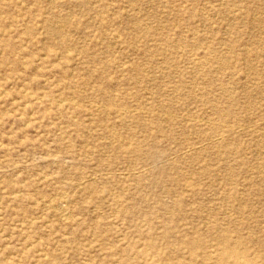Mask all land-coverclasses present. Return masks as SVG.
Returning <instances> with one entry per match:
<instances>
[{"label": "rangeland", "instance_id": "rangeland-1", "mask_svg": "<svg viewBox=\"0 0 264 264\" xmlns=\"http://www.w3.org/2000/svg\"><path fill=\"white\" fill-rule=\"evenodd\" d=\"M221 232L264 264V0H0V264H214Z\"/></svg>", "mask_w": 264, "mask_h": 264}, {"label": "bare ground", "instance_id": "bare-ground-1", "mask_svg": "<svg viewBox=\"0 0 264 264\" xmlns=\"http://www.w3.org/2000/svg\"><path fill=\"white\" fill-rule=\"evenodd\" d=\"M47 27H48V29H49V31L50 32H57V30L55 29V27H53L51 24H49V22L47 23ZM112 43H114V42H112ZM225 61V59H222V62H224ZM48 98V97H47ZM59 100V99H58ZM63 100V99H62ZM135 110V109H134ZM200 119V118H199ZM129 145V144H128ZM81 186V185H80ZM19 192V191H18ZM64 192V191H63ZM59 195V194H58ZM62 196V195H61ZM60 198V197H59ZM50 200V199H49ZM63 200V199H62ZM53 201V200H52ZM57 202V201H56ZM61 202V201H60ZM66 202V201H65ZM58 203V202H57ZM62 203V202H61ZM49 204V203H48ZM52 204V203H51ZM50 204V205H51ZM63 204V203H62ZM66 205V204H65ZM48 206V205H47ZM56 206H57V204H56ZM62 206V205H61ZM60 206V207H61ZM69 206V205H68ZM52 207H53V205H52ZM58 208L57 209H59L60 210V208H59V206H57ZM53 208H56V207H53ZM65 210V209H64ZM58 211V210H57ZM62 212H63V210H62ZM62 212H60V213H62ZM58 215H60V214H58ZM63 215H64V213H63ZM67 216V215H66ZM60 217V216H59ZM63 218V217H62ZM34 219V218H33ZM65 219H66V217H65ZM229 235L226 233V232H221V234L218 236V240H219V243L220 244H223L224 245V247H222V251L219 253V255L217 256V258H216V260H215V262H214V264H217V261H218V264H225V263H223L222 261H223V258H225L226 256H227V253L229 254V252H228V249L226 248V246L227 245H229V246H234V245H232V243H231V239H230V237H228ZM188 245H189V248H190V253H191V255H194V253L196 252V249L200 246V244H201V240H192V241H190V242H188L187 243ZM236 247V246H235ZM131 248H134V245H132L131 246ZM231 253H232V257L233 258H235V256H234V254H233V251H230ZM243 252V254H244V250L242 251ZM235 254L237 255V256H240V254L239 253H237V252H235ZM205 258H206V255H205ZM244 259H245V257H244ZM220 260H221V262H220ZM87 262V261H86ZM202 264H207L206 262H205V259L203 260V262H202ZM227 264H232V263H227ZM243 264H248V261H244L243 262Z\"/></svg>", "mask_w": 264, "mask_h": 264}]
</instances>
